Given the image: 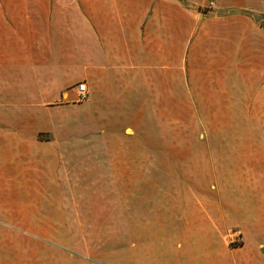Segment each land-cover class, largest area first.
Masks as SVG:
<instances>
[{
	"label": "crops",
	"instance_id": "0c3cea01",
	"mask_svg": "<svg viewBox=\"0 0 264 264\" xmlns=\"http://www.w3.org/2000/svg\"><path fill=\"white\" fill-rule=\"evenodd\" d=\"M184 1L0 0V264H264V144L187 168L155 119L264 116V0Z\"/></svg>",
	"mask_w": 264,
	"mask_h": 264
},
{
	"label": "rangeland",
	"instance_id": "374dc122",
	"mask_svg": "<svg viewBox=\"0 0 264 264\" xmlns=\"http://www.w3.org/2000/svg\"><path fill=\"white\" fill-rule=\"evenodd\" d=\"M184 1V0H183ZM185 3L191 2L199 4L198 9L200 12H211L215 7V0H193V1H184ZM185 97V96H184ZM160 115L156 116V124L160 126L162 132L160 137L163 141H168L169 144H177L176 149L168 148L167 151L168 157H183V167L190 163L193 157H206L207 152H217L218 148L205 149L198 147L201 144L196 145L195 142L201 141H214V142H223V141H247V142H260L258 144H264V134L262 133H233V132H215V133H203L195 132L194 129L198 128L200 125L207 124H246V125H262L264 124V116H233V117H221V116H192L190 107V101H184L183 104V115L174 116V109L166 107V109H159ZM248 113L252 112V109L247 110ZM264 113V110H263ZM179 147V148H178ZM193 147V148H191ZM233 151V149H231ZM253 150H255L253 148ZM251 149V151L253 152ZM260 150V149H259ZM152 152L154 150H151ZM248 151V150H247ZM249 152V151H248ZM261 152V150H260ZM153 156V154H152ZM174 161V160H173ZM120 213V210H119ZM111 215V213H109ZM108 215V216H109ZM106 216V215H105ZM123 218V219H122ZM56 236H74L78 237L80 235L88 236H101L103 238H122L127 235L125 216L119 214V222L115 223L112 226V222L105 221L103 222L102 228L90 229V228H72V229H56Z\"/></svg>",
	"mask_w": 264,
	"mask_h": 264
},
{
	"label": "built area",
	"instance_id": "2783aa9c",
	"mask_svg": "<svg viewBox=\"0 0 264 264\" xmlns=\"http://www.w3.org/2000/svg\"><path fill=\"white\" fill-rule=\"evenodd\" d=\"M73 91L75 92V99L77 102H83L89 98L90 90L88 85L84 81L76 83L73 86Z\"/></svg>",
	"mask_w": 264,
	"mask_h": 264
}]
</instances>
